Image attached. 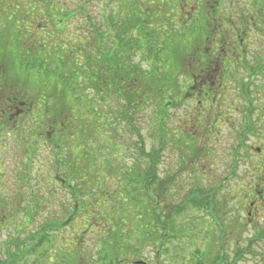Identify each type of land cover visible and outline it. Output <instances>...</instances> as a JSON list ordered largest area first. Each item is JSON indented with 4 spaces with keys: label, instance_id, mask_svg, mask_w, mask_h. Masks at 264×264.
Segmentation results:
<instances>
[{
    "label": "trees",
    "instance_id": "obj_1",
    "mask_svg": "<svg viewBox=\"0 0 264 264\" xmlns=\"http://www.w3.org/2000/svg\"><path fill=\"white\" fill-rule=\"evenodd\" d=\"M152 1L153 3L150 4L154 5L156 1ZM163 1L166 2V0ZM7 5L8 3L5 4V8ZM132 10L133 15L122 18L123 23H120L119 27L113 25L114 32L116 31V37L112 42L114 46L112 48L113 54L117 50L116 48L120 49L117 62H112V52L103 55V40L101 41L99 34L96 35L97 30L93 29V34L90 36L92 38L95 35V42H98V54H95L97 57L96 67L105 66L100 70L96 69L95 65H91L93 60L87 63V71L90 75L96 77V79L90 77L93 85L97 82L99 70L100 73L106 72L98 76L99 79L103 78L101 81L105 83V89L101 88L99 83L96 84V87H93L92 92L94 91L95 100L102 101L101 97L112 96L116 93L112 89L114 88L121 96V101L128 105L123 112L120 110V117H114L112 113H109L111 115L109 118H104V115L99 117L101 126L98 130V136L94 140H88L89 138L85 134L87 125H89L87 120H85V124H82L77 118L70 117V113L66 111V103H62L56 98V96L61 97L67 92L65 86L68 84V79L67 76L62 77V70L65 67L63 64L68 61L67 57H73V54L69 49L67 56L63 55V51L67 48L66 44H63V46L58 44L54 50L48 45L50 42L46 40L47 38L45 40L48 44L42 39V36L39 41H42V43H37V57L51 59L56 65L54 69L57 71L55 73L58 80H55V82L58 86L57 88L54 87V95H50V100H54V112L46 111L45 106L50 101L49 95L42 93L38 96L37 102L44 106L42 109L35 107V102H26L28 98L25 96L15 97L12 94H7L8 81L5 78V92L4 90L0 92V139H3V136L6 139L15 136L17 139L19 138V141L29 140H25L27 149L24 151L22 162L19 160L22 154L18 152L20 155L12 163L13 174L11 173V177L14 176L19 182L16 194L22 196V192L26 188L29 190L27 196H30V201L27 202L31 203L26 208L23 206V202H18V206L23 210L20 230L21 236L24 234V238L19 241L21 245L28 241L30 243H49L51 241L54 243V237H56L58 247H61V242H64L66 246L71 242L74 243L73 245L77 247V250L89 251V240H93L97 244V256L103 255L98 263L123 264L127 262L128 264L127 259L129 257H141L138 256L141 255L139 254L142 251L141 247H134L136 241L138 246L154 244L156 250L159 251L161 248H166L164 245L167 241L166 237L169 236L172 239L170 233L178 234L179 232L185 236L183 231L185 229L179 228L185 225L183 223L187 220L188 212L192 213L191 209L199 206V204L202 205L197 200L201 197L196 198L197 190L195 189L188 191L187 195L177 205L171 204L173 197L179 196L182 188L176 187L177 190H174L173 185L170 186V181L166 177L172 179V181L176 178L171 175H161V166L164 165L163 156L167 150L169 151L168 155L172 157V161L168 160L167 163L175 166L179 176L180 173L185 174L187 169L195 171L203 169L200 172L207 171L204 170L206 166L199 167V165L202 158L209 157V150L204 148L205 154L197 153L195 137L186 136L190 132H192V135H197V129L215 128V120H211L212 118H209L208 114L202 115L204 110H212L213 100L200 96L198 93L195 94L193 76L190 74L185 75L183 72L185 69H181L182 72L179 71L178 47L177 49H171L166 43L154 46L151 42L156 37L153 38L152 35L148 37L147 33L135 37V44L130 43L127 35L129 31H136L140 27L146 28L148 24L145 12L137 9L136 6ZM153 15L157 16L155 13ZM17 23L20 24V21L8 22L14 28H16ZM21 23L25 25L26 20H21ZM110 23L116 22L112 21ZM110 23H106L109 33L112 31L111 26H108ZM62 24H64V21L56 24V29L61 30L60 25ZM30 32L34 34L36 30ZM8 34L12 35L14 33L9 32ZM26 34L28 35V33ZM174 37L177 38L178 36L175 35ZM79 38L80 41H84L83 38ZM178 38L180 39V37ZM52 43L57 45L60 42ZM5 44L8 45L5 48L9 51H12L16 46V42L12 40L5 42ZM18 52L19 57L24 58L27 62L29 60L34 62V71L37 73L44 69L42 59L30 57V54L24 49H19ZM136 56L139 60L134 65H130L127 61ZM58 60L63 61V64L57 63ZM143 63L148 67H143ZM19 65L23 66L22 64ZM106 66L108 67L107 70ZM25 70L28 69L25 68ZM253 77L254 75L250 76V78ZM120 89H123L122 92H120ZM3 95H5L4 105ZM206 98V102L203 101ZM215 98L221 100L219 96H215ZM198 101H201V105L198 104ZM186 103L191 105V108H188L191 109L190 111H196L197 115L194 112L192 113L197 118L189 116L190 121H187L188 119L184 116L178 117L176 115L179 110H183ZM217 104L226 108L227 102L217 101ZM98 109L97 107L94 110L98 111ZM110 109L117 108L110 106ZM146 112L147 124L149 122L152 124L151 129L147 130L149 138H146V142L148 140V147L141 135L140 121L135 118V115L140 117L141 113L146 114ZM218 115H220L219 112ZM76 116L79 117L78 112ZM71 118L80 123L79 133L76 135L85 136L83 145L75 156L71 152L73 149L70 145V139L74 137V132L69 128L72 125V123L69 124ZM222 119L223 116H219L220 122ZM27 123H30L32 128L23 131L22 127H25ZM182 123L185 127L180 126ZM186 124L189 126H186ZM251 124L252 127L256 126L250 122L249 125ZM184 128H188V131ZM46 130H49V132L43 136L44 133L42 132ZM39 132L40 135H37ZM51 132H53V135ZM49 134L52 136L47 138ZM115 137L117 142H115ZM45 138L51 141L47 146V152L44 149L47 142ZM127 138H135L136 143L134 146H136L137 153L136 156H133L134 160L131 166L124 165V154L126 152L124 147L126 148L125 140ZM40 139L43 143L41 142L39 146L36 142ZM181 139L186 140L188 143L181 142ZM106 141L110 143L105 144ZM121 142L124 147L119 145ZM7 146H9L8 140L5 144V151L8 149ZM41 148V154L47 153L44 163L36 160V158H39ZM105 149L110 153L103 159L100 155ZM127 151L131 156V151L128 149ZM37 154L38 156H36ZM208 170L213 171V167H209ZM5 173V165L0 149V211L1 203L3 201L7 203L8 199L5 196L4 188ZM255 177L263 178L264 172L258 170ZM41 187L45 190V197L38 200L34 191L36 188L41 189ZM49 189L51 191H48ZM213 191L210 189L207 193L212 195ZM56 193H61L62 197H57ZM220 194L221 192L217 193V195ZM69 199L70 201H68ZM101 200L103 206L97 207V202ZM69 203L70 205H67V207H61L63 204ZM47 206L56 209L53 212L55 220L40 222L37 227L35 223L37 216L45 217L46 214L43 210ZM10 209L12 210V207L8 204L4 212ZM103 216L107 217L108 223L103 219ZM98 218H100L99 222H102L101 227L97 222ZM3 219L4 217L0 215V224ZM6 219L7 222H15L14 214H9ZM76 219H81L80 227L75 228L73 233H68L69 227L73 225V222L75 223ZM43 220L45 219L43 218ZM159 227H163L164 230L159 229ZM28 229H35V232L29 235L27 234ZM167 229H170L171 232L169 233ZM65 230L66 234L69 235L68 238H64L63 233ZM55 232L58 234H53ZM84 239H88L87 243ZM133 247L137 248L134 252ZM63 249L66 250L65 247ZM120 258L123 259L120 260ZM132 262L131 264H145L142 259L133 260Z\"/></svg>",
    "mask_w": 264,
    "mask_h": 264
},
{
    "label": "rangeland",
    "instance_id": "obj_2",
    "mask_svg": "<svg viewBox=\"0 0 264 264\" xmlns=\"http://www.w3.org/2000/svg\"><path fill=\"white\" fill-rule=\"evenodd\" d=\"M197 1L199 0H166V2L163 0H154V5H151L150 3H153L152 0H0V92L2 90L5 92L6 78L8 81L6 87L7 94H12L15 97L25 96L28 98L26 102H35V107L44 108L41 103L37 102V99H39L38 96L43 93L49 95L50 100V97L54 95V87L57 88L58 86L55 82V80L58 79L55 73L57 71L54 69V66H56L55 63L51 59L43 57V60L41 56L37 57V43H42V41L39 42L40 35L44 40L46 38H53L54 35L57 34L72 36V38L64 41V43L63 41L56 40L55 42H60L57 43V45L56 43H52L53 41H49L50 43L48 44L45 40L54 50L58 44L62 46L66 44L67 51H63V55L67 56L69 49L73 54V57L69 56L70 59L67 57L68 61H66L65 64H63V61H57V63L65 66L62 70V77L67 76L68 84L65 86L67 92L61 97L56 96V98L62 101V103H66V111L70 113V117L77 118L82 124H85V120H87L89 125H87V132L84 133L88 136V140H94V138L98 136V130L101 126L99 117L104 115V118H109L111 116L109 113H112L114 117H120V110L123 112L128 105L121 101V96L114 88L112 89L116 93L112 94V96L101 97L100 99L102 101L95 100L94 91L92 92L93 87H96V84L98 85L99 83L101 88L105 89V83L101 81L103 78L99 79L98 76L106 72L100 73L102 67L105 66L96 67L97 63L95 62L97 57L95 54H98V42H95V35L92 38L90 37L93 34V29L97 30L96 35L99 34L101 41L103 40V55H108L110 52L113 54L112 48H114V46L112 42L116 37V31L114 32L113 25L119 27L120 23H123L121 19L132 16V8L134 9V6H136L137 9L146 13L148 24L146 28L140 27L137 28L136 31H129L127 35L129 36L130 43L132 45L135 44V37L147 33L148 37L151 35L153 38L154 36L156 37L154 41L151 42L154 46L164 45L166 43L171 49H177L178 47L180 57L179 71L182 72L181 69L183 70L193 63L197 55L196 53H201L203 39H201L202 36L198 32L203 24L201 23V19H204V17H202L201 14L197 17L195 15L194 20L191 21L193 15L187 14L189 12L188 9L193 7V5H195L194 3ZM209 2H211V0H209ZM6 3H8L6 6L8 10L5 8ZM186 4L188 5L187 7H185ZM154 13L157 14V16L153 15ZM13 20L20 21V24H16V28L8 24L9 21L12 22ZM21 20H26L25 25H22ZM61 21H64V24L60 25L61 30L58 28L56 29L55 25ZM112 21L116 23L111 24L110 22ZM106 23H110L108 26H111V33H109V28L106 27ZM31 30H36V33L31 34ZM49 31H53L54 34H51ZM9 32L14 34L9 35ZM26 33H28L29 37H25L27 35ZM175 35L180 37V39L178 37L175 38ZM79 37L83 38L84 41H80L81 39ZM10 40L16 42L15 48H10L13 49L12 51L5 48L8 47L5 42ZM19 49L27 51L30 57L42 59L44 69H42L40 73L34 71V62L32 60L27 62L24 58L19 57ZM116 49L112 57L113 63L117 62L120 54V49ZM90 60H93L91 65H95L96 69H100L99 74L97 73V82L95 85H93L91 79H96V77L90 75L87 71V63ZM138 60L139 58L136 56L127 62L130 65H134ZM19 64L23 66L21 67ZM142 66L145 68L148 67L145 63H143ZM24 67L28 70L26 71ZM107 69L108 67L106 66V70ZM183 72L185 75L190 74L188 70H184ZM91 76L92 78L90 79ZM122 90L120 89V92H122ZM4 103L5 95H3V105ZM110 106L117 109H110ZM190 106L189 103L184 104L183 110H179L177 114H175L178 117L184 116L188 119L187 121H190L189 118L195 116L192 115L191 109H188L191 108ZM45 107L46 111L54 112V100L48 101ZM97 107L99 108V112L94 110ZM222 108L226 109L225 107ZM217 109L218 107L216 111ZM77 112L79 113V117L76 116ZM146 116L147 112L146 114L141 113L140 117L135 115V118L140 121L139 126L141 135L147 146L148 140L146 142V138H149L147 130L151 129L152 124H150V122L147 124ZM74 118L69 119L71 120L69 124L72 123L69 128L74 132V137L70 139V145L73 149L71 152L75 156L76 152L81 149L85 136L76 135L79 133L78 127L80 123ZM217 119H219V117H217ZM219 124L220 126H215L214 129L201 128L197 129V135H192V132H190L187 133L188 136H186L190 137L191 135V137H195V148L197 149V153L205 154L204 148L209 150V157H206V159H204L205 157L202 158V162L199 165V167L206 166L204 170L207 171L200 172L203 169H197V171L187 169L185 174L180 173L181 175L179 176L175 166L167 163L168 160L172 161V157L168 155L169 151L166 150V155L164 154L163 156L164 165L161 166V175H171L173 178H176L172 181V179L166 177L170 181V186L173 185L174 190H177L176 187L182 188L180 195L173 197L174 202L172 201L171 204L177 205L180 203L191 189L197 190L196 198L201 197V199L197 200L202 203V205L199 204V206L191 209L193 212H188L189 215L186 217L187 220L185 219L186 222L184 221L183 223L185 225L179 228L185 229L183 230L185 236L183 233L179 232L178 234L170 233V229H167L172 239H170L169 236L166 237L167 241L165 242L166 244H164L166 248H161L159 251L156 250L154 244L138 246V242L136 241L134 247H141L142 251L139 253L141 255H138L141 257H129L127 259L128 264H131L133 260L139 259L144 260L145 264H200L199 259L201 256L203 262L206 263L208 261L206 256H204V252L205 255L209 253L208 255L212 254L214 256H219L220 250H218V248L222 246L220 239L222 238L224 241L226 234L233 233L230 231L242 226V220H244L243 216L245 215V210L242 211L243 202L236 201L237 205H239L237 211V206L235 208L232 201L227 203L225 200L226 197L231 195L230 189H237L240 186V188L237 189L239 191L242 188H247L252 181L248 182L246 179L256 178L255 176L258 174V170H260L259 168L261 167V165H259V159L261 158L264 160V123H254L256 125L255 131H251L250 129L244 136H241V134L243 130L246 129L247 123L245 120L229 116L226 118L225 113ZM180 126L185 127L183 123L180 124ZM31 128V124L27 123L25 127H22V130L27 131ZM184 129L188 131V128ZM47 132H49V130L42 132L44 133L43 136H45ZM51 134L53 135V132H51ZM51 134H49L47 138H50L52 136ZM37 135H40V132L37 133ZM2 138L3 139H0V149L2 151V160L6 170L4 188L6 192L5 196L8 199L7 203H5V201L1 203L0 211V215L4 217L0 224V264H97L98 260L101 259L103 255L97 256V244L93 240H89L88 244L91 245H89V251L82 249L77 250V247L71 242H69L67 246L64 242H61V247H58L56 237H54V243L52 241L49 243H30L28 241L26 242L28 244H19L21 238H24V234L21 236L20 225L22 224L23 210L18 206V202H23V206L26 208H28L31 203L27 202L30 201V196H27L29 190L26 188H24L22 196L16 194L19 182L14 176L13 178L11 177V173L13 174L12 163L18 158L20 155L19 153L23 155L19 157V160L22 162L24 151L27 149L25 145L27 142L25 140L28 139L19 141V138L17 139L15 136L10 139H6L5 136ZM7 140L9 146H7L8 149L5 151ZM125 141L126 148L122 142L119 145L126 149L124 154V165L131 166L133 165V156H136L137 153L136 146H134V144H136L135 138H127ZM41 142L43 143L40 139L36 143L40 146ZM115 142H117L116 137ZM181 142L188 143L186 140L183 141L182 139ZM49 143H51V141L47 139L46 145L44 146L45 152H47ZM106 143L110 142L106 141L105 144ZM258 147H260L261 153L257 155L255 148ZM127 149L131 151V156H129ZM41 152L42 148L39 152V158H36V160L40 163H44L47 153L41 154ZM109 153L110 152L105 149L100 157L105 159ZM36 156H38V154ZM248 164L249 166L251 164L258 166L256 167L258 169L255 171L254 166L251 165V170L247 171ZM209 167H213V171L208 170ZM224 179L229 180L224 182ZM205 187L206 189H204ZM210 189L214 190L212 195L207 193ZM198 190L200 191L199 193ZM44 191L43 187H41V189L36 188L34 191L35 197L38 200L40 198L44 199ZM48 191H51V189ZM219 192H221V194L217 195ZM56 196L59 198L62 197L61 193H56ZM68 201H70V199ZM102 203V200L98 201L97 207L103 206ZM8 204L12 207V210L5 211V213L4 210ZM67 205H70V203L63 204L61 207H67ZM55 210L56 209L52 206H47L43 210L44 214H46L45 217L37 216L38 218L35 222L37 227L40 222L44 223L50 222L52 219L55 220V214H53ZM228 213L231 215V220L226 219V214ZM9 214H14V223L7 222L6 218ZM43 218L45 220H43ZM103 219L108 223L107 217L103 216ZM99 220L100 218H98L97 222L99 227H101L100 224H102V222H99ZM72 224L73 225L70 224L71 227H69L68 233H73L75 228L80 227L79 224H81V219H76L75 223L73 222ZM159 229L164 230L163 227H159ZM138 231L140 232V230ZM34 232L35 229L27 230V234L29 235ZM53 234L58 233L55 232ZM63 235L64 238H68L69 236L66 234V230ZM233 235L238 239L241 237V234L236 235L233 233ZM87 240L88 239H84L86 243ZM215 241H218L219 245H216ZM64 247L66 250L63 249ZM137 248H134L133 252ZM223 249V255L227 259L229 254L228 251L225 250V244L223 245ZM197 252H201L200 255H197ZM122 259L123 258H120V260ZM123 264H127V262Z\"/></svg>",
    "mask_w": 264,
    "mask_h": 264
},
{
    "label": "flooded vegetation",
    "instance_id": "obj_3",
    "mask_svg": "<svg viewBox=\"0 0 264 264\" xmlns=\"http://www.w3.org/2000/svg\"><path fill=\"white\" fill-rule=\"evenodd\" d=\"M194 4L187 8V14L193 15L191 21L195 15L204 17L198 32L203 41L201 53H196L193 63L185 70L194 78L195 94L213 100L212 110H204L202 115L208 114L211 120H215V126H220L217 117H224L225 113L226 118L245 120L246 129L241 134L244 136L250 129H256L249 125L250 122L264 123V0H199ZM70 38L72 36L57 34L46 40L64 42ZM251 75L254 77L250 78ZM215 96L221 97V100ZM207 98L203 101L206 102ZM217 101H226V109L216 105ZM198 104L201 105V101ZM192 112L197 115L196 111ZM255 150L257 155L261 153L260 147ZM259 160V169L264 172V160ZM250 166L248 164L247 171L251 170ZM253 166L258 169V166ZM246 180L252 181L249 187L239 191L240 186L230 189L231 195L225 200L227 203L232 201L237 211L239 205L236 201L243 202L245 215L242 226L230 231L241 234L240 239L235 238L233 233L226 234L224 241L220 239L219 256L205 255L204 252L208 262L204 263L201 256L200 264H264V177ZM230 217L229 213L226 214V219L231 220ZM215 243L219 245L218 241ZM224 244L229 254L227 259L223 255ZM197 253L200 255L201 252Z\"/></svg>",
    "mask_w": 264,
    "mask_h": 264
}]
</instances>
